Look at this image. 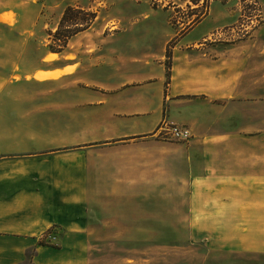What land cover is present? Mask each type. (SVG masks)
<instances>
[{
    "label": "crops",
    "instance_id": "obj_1",
    "mask_svg": "<svg viewBox=\"0 0 264 264\" xmlns=\"http://www.w3.org/2000/svg\"><path fill=\"white\" fill-rule=\"evenodd\" d=\"M262 12L257 6L239 39L244 66L250 63L249 57L254 61L252 73L241 72L237 82L241 86L252 79L257 94H262L264 83V66L256 60L264 55ZM202 23L201 19L195 27ZM0 26L14 29L20 44L13 65L7 70L0 65V264L21 263L27 239L32 242L31 264H106L107 259L119 264L116 256L107 257L103 250L138 241V234L164 231L166 193L173 195L170 186L185 184L187 209H178V216L187 217L193 231H197L199 202H205L201 215L208 230L215 216L223 228L231 221L241 224L247 200H261L258 192L247 196L243 190L246 180H261V173L255 172L260 160L246 162L244 149L223 144L219 170L214 155H205L206 147L150 143L146 138L162 124L204 116L200 109L183 103L208 94L215 83L220 82L222 92L229 93L230 70L213 71L211 54L197 48L201 45L196 44L197 36L187 32L175 41L167 76L163 55L137 57L131 52L122 56L117 46L106 44L112 36L81 38L91 26L73 36L59 53L47 49V33L35 39L34 23L21 28L17 12L0 10ZM73 39L80 42L79 50L89 56L97 54V73L108 72L110 78L93 81L92 96L79 92L72 100L69 96L34 101L15 97L12 102L7 94L10 89L17 93L23 87L50 89L66 84L68 91L71 77L79 78V89L89 87L86 65L67 58ZM29 40L42 55L36 67L24 72L20 62ZM251 42L258 48L248 49ZM18 74L21 78L13 79ZM223 97L231 101L229 95ZM71 101L77 105V116L92 118L95 131L89 136L78 127L70 142ZM166 118L171 122H163ZM226 131L227 137L244 135L240 130ZM253 135L263 136L264 131ZM213 180L223 181L222 192L208 189ZM199 181L206 186L199 189ZM11 241L16 243V258L8 256ZM141 260L138 264H145ZM133 261L124 259L125 264Z\"/></svg>",
    "mask_w": 264,
    "mask_h": 264
},
{
    "label": "rangeland",
    "instance_id": "obj_2",
    "mask_svg": "<svg viewBox=\"0 0 264 264\" xmlns=\"http://www.w3.org/2000/svg\"><path fill=\"white\" fill-rule=\"evenodd\" d=\"M35 1L36 3H32L31 0H0V10H12L20 16L21 28L25 29L30 24H35V39L43 38L52 28H55L53 32L56 30L66 6L80 7L96 14L90 31L81 38L86 40L92 35H98L101 38L109 39L112 36L113 40L109 39L106 44L117 46L120 55L127 56L131 52L137 57L163 55L166 67L169 66L170 52L175 41L187 32H190V37L197 36L196 44H201L197 48L206 49L211 54L213 71L220 73L223 68L230 70L229 93L222 92L219 82L215 83L208 94L193 96L194 100L184 101L185 106L198 108L205 113L204 116L197 118L193 116L187 122L173 121L176 125H185L191 130L192 137L189 141H175L168 136L158 137L156 132L150 134L152 137L146 138L151 140L150 143L206 147L205 155H214L218 164L215 168L219 170L223 144L244 149L243 156L246 162H253L254 159L260 160L255 172L261 173V180H246L243 190L247 196L255 191L258 192L261 195V200L252 202L247 200L244 204L246 213L241 224L231 221L223 228L220 217L216 218L215 216L213 226H209L207 230L205 217L201 215L204 213L205 202L203 201L199 202L201 211H198L200 216L197 217L198 223L195 225L197 231H193L194 227H189L187 217L178 216V209L184 211L187 209L185 184L170 186L169 189L172 190L173 195L169 192L166 193L168 200L165 202L167 218L165 230L138 234L140 238L138 241L121 242L112 249L107 247L103 250L107 253V257L116 256L119 264H125L126 257L134 259L130 264L141 263L143 258L146 260L145 264H264V135H253L255 132L264 131V83L262 94H257L253 88L252 79L246 84L242 83L241 86L237 82L239 75L244 74L241 72L248 70L251 74L253 71V57H249L250 63L248 62L247 67L244 66L243 57H241V50L244 47L239 45V39L242 35L243 25H246L249 18L256 14L257 6L264 12V0H208V12L202 19L203 23L195 27L197 23L188 29H184L185 23L194 18L195 14L203 11V0L197 3L193 0ZM259 20V17L254 19L255 23ZM15 34L14 29L0 26V65H5L6 70L10 65H13L15 58L18 59L20 44L18 38L15 40ZM78 39L70 41L67 58L71 62L81 61L86 65L85 80L89 82L87 89H79L81 85L79 78L71 77L68 91L66 84L54 85L50 89L23 87L17 93L14 89H10L7 91L10 100L14 102L15 97H18L21 100L31 98L34 101L46 96L55 98L69 96L72 100L79 95V92H85L92 96L93 89H95L92 87L93 81L108 80L111 74L108 72L97 73L96 70L100 69L95 65L97 54L89 56L82 49L79 50L76 47L80 43ZM37 46L32 40L27 41V48L20 62L24 72L31 71L37 66L39 57L42 55V51ZM247 48L256 49L258 46L251 42ZM223 53H226V56H223ZM98 54H101L99 50ZM256 60L261 61L260 63L264 66V55ZM20 78V74L13 77V79ZM225 95L230 96L229 103L227 102L229 99L223 97ZM70 108L68 120L70 142L77 133L78 127L87 135L94 133L95 127L92 118L89 115L77 116L75 102L71 101ZM73 109L74 111H72ZM175 117L178 118V115ZM164 121L171 122L168 121V118ZM163 122L161 121L159 126ZM228 129L240 130L244 135L227 137L225 133ZM258 147H260V153H257ZM222 184H224L222 180H213L207 186L209 190L212 188L215 193H220L223 189ZM205 186L204 181H199V189ZM226 191L230 190L227 188ZM182 196V200H179ZM171 197L177 198V201L170 199ZM24 242L26 250L23 261L19 264H31L32 242L28 239ZM38 243L43 244L41 239ZM15 245V241L9 243L8 256L15 255L14 258L17 257L14 252ZM106 264H110L109 259Z\"/></svg>",
    "mask_w": 264,
    "mask_h": 264
},
{
    "label": "trees",
    "instance_id": "obj_3",
    "mask_svg": "<svg viewBox=\"0 0 264 264\" xmlns=\"http://www.w3.org/2000/svg\"><path fill=\"white\" fill-rule=\"evenodd\" d=\"M200 0H193V2H199ZM203 11L195 14L194 18L188 20L185 23L184 29L191 28L203 19L208 12V0H203ZM96 18V14L91 11L84 10L80 7L66 6L62 12L61 18L57 24L56 30L47 31L48 44L47 49L51 52L63 51L69 42V40L78 34L89 28ZM168 76V67H167Z\"/></svg>",
    "mask_w": 264,
    "mask_h": 264
},
{
    "label": "built area",
    "instance_id": "obj_4",
    "mask_svg": "<svg viewBox=\"0 0 264 264\" xmlns=\"http://www.w3.org/2000/svg\"><path fill=\"white\" fill-rule=\"evenodd\" d=\"M156 136H168L175 141L187 142L191 139L192 133L191 130L185 125L163 124L156 133ZM48 237L54 239V235L52 234H48Z\"/></svg>",
    "mask_w": 264,
    "mask_h": 264
}]
</instances>
